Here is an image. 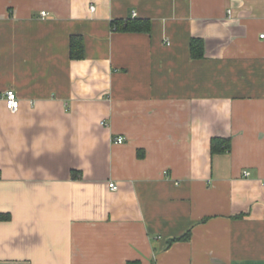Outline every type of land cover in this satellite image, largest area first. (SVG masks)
I'll list each match as a JSON object with an SVG mask.
<instances>
[{
    "label": "crops",
    "instance_id": "obj_1",
    "mask_svg": "<svg viewBox=\"0 0 264 264\" xmlns=\"http://www.w3.org/2000/svg\"><path fill=\"white\" fill-rule=\"evenodd\" d=\"M261 34L264 0H0V264H264Z\"/></svg>",
    "mask_w": 264,
    "mask_h": 264
},
{
    "label": "trees",
    "instance_id": "obj_2",
    "mask_svg": "<svg viewBox=\"0 0 264 264\" xmlns=\"http://www.w3.org/2000/svg\"><path fill=\"white\" fill-rule=\"evenodd\" d=\"M113 28L122 31H150L151 22L144 18H133V19H116L113 21ZM205 43L203 39L193 38L191 40V52L192 56L199 58L204 56ZM84 42L81 36L73 35L70 42V57L71 59L84 58ZM231 148V139L224 137H214L212 139V153H224L229 151ZM239 215H244L239 214ZM0 220H10L9 214L0 213ZM190 238V231L180 237L171 239V242L177 240H187ZM127 264H141L140 260H130Z\"/></svg>",
    "mask_w": 264,
    "mask_h": 264
},
{
    "label": "built area",
    "instance_id": "obj_3",
    "mask_svg": "<svg viewBox=\"0 0 264 264\" xmlns=\"http://www.w3.org/2000/svg\"><path fill=\"white\" fill-rule=\"evenodd\" d=\"M94 8V7H92ZM43 16L47 15L46 11H42ZM261 37H264V34H261ZM4 104L5 107L11 112H17L21 107V99L18 96L17 92L14 89H7L3 93H0V106ZM116 143H123L125 138L123 136H118L114 140ZM245 175H249L248 171H245ZM110 189L113 191L118 190V185L115 182L109 183Z\"/></svg>",
    "mask_w": 264,
    "mask_h": 264
}]
</instances>
